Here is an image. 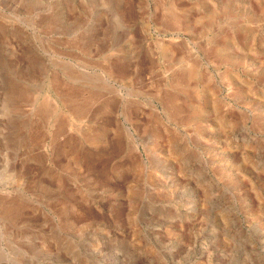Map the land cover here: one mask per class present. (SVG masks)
I'll return each mask as SVG.
<instances>
[{
	"label": "rangeland",
	"instance_id": "obj_1",
	"mask_svg": "<svg viewBox=\"0 0 264 264\" xmlns=\"http://www.w3.org/2000/svg\"><path fill=\"white\" fill-rule=\"evenodd\" d=\"M188 1L203 25L192 34L165 29L162 5L152 0H123L141 18L114 33L106 51L112 61L139 64L146 78L138 95L118 87L124 103L144 110L148 127L136 137L147 150L130 163L124 146L101 136L93 178H76L51 147L10 141L12 122L32 106L25 100L14 112L4 92L24 49L49 71L60 61L49 47L83 56L80 41L97 24L114 25L116 0H0V197L13 216L8 231L0 218V264H264V0ZM159 43H189L185 59L202 80L190 83L211 91L194 97L174 89L165 79L179 68L159 59ZM146 46L152 66L141 61ZM158 87L162 95L176 91L182 106L170 138L165 124L149 122L151 100L162 110ZM41 126L43 136L48 124Z\"/></svg>",
	"mask_w": 264,
	"mask_h": 264
},
{
	"label": "bare ground",
	"instance_id": "obj_2",
	"mask_svg": "<svg viewBox=\"0 0 264 264\" xmlns=\"http://www.w3.org/2000/svg\"><path fill=\"white\" fill-rule=\"evenodd\" d=\"M152 1L155 5H162L161 8L164 13L160 21L165 29L175 33L183 31V33L192 34L196 30L193 28H202V19L192 14L193 4L187 3L189 2L188 0ZM112 9L113 15L111 18H113L112 22H114V25L107 24L103 27L97 24L93 35L89 36L88 41H80L81 51H85L83 56L67 53L68 56L63 57L61 54V56L57 54L58 50L55 51L51 49L52 47H49L47 52L50 53L48 55H53V57L60 60L56 64L57 67L51 69V71L47 70L44 66L42 67V60L40 62L36 56H31L24 49L21 56L16 57L15 62L11 63L13 65L10 72L12 73V78L9 80L10 82L7 84L4 92L5 96H7V101H9L10 109L14 112L20 114L23 111L21 109L25 100H29L30 106H32V113L30 115L23 114L12 122L16 135L12 136L11 139V135L14 134L12 130L9 136L10 141L18 142L23 147H51L55 152V158L59 165H66L68 167L74 165V168H71V174L76 178H93L92 170L94 168L92 169L91 166L96 161L94 148L100 143L101 136H104L107 142L117 150L124 146L126 149L125 161L130 163L143 161L144 150H147L145 146L144 149L141 148V143L137 139L138 136L136 137V134H140V132L145 131L148 127L147 122L141 123V116L144 114V110L139 109L138 106H130L124 103L122 91L118 87L120 82V84H123L122 87L126 86L129 93L138 95L143 88L145 89L146 78L139 75L137 69L139 64L138 66H133L129 63L112 61L108 56L109 53H107L109 50L107 49L108 51H106L109 38L114 33L117 34L128 29L131 30L132 20H139L141 15L138 9L135 10L131 5L126 6L123 0H116ZM48 21L50 24L53 23L52 20L48 19ZM147 29H149V26ZM147 32L148 36H152L151 31L148 30ZM59 43L63 44L61 40ZM73 45L71 44L70 46H76V44ZM86 45H94L96 51L94 52L90 47L87 48ZM158 45L161 49L159 59L167 61L168 70L175 65L179 68V72H173V74L171 72V76L168 77L166 75L165 79L174 89L182 87L183 90L188 91L194 97H199L202 91H211L210 86L207 85L208 83L205 85L204 90L200 89L197 85L192 86L190 83L193 79L200 80V74L196 64L194 62L189 63L185 59V52L189 43L176 44L174 47L165 45L164 43H159ZM207 53H209L208 50ZM95 56H98V59L96 58L94 61L93 58ZM141 61L149 66L154 64L155 58L151 54L150 46L145 49ZM75 68L78 71H75ZM80 72H84V75ZM90 74H94L95 76L91 77L89 76ZM41 81L43 84L40 85ZM200 83H202V80H200ZM45 86H48V89L44 91ZM158 86L160 87L161 85ZM159 87L156 95L162 110H160L161 108L159 109L156 102L151 100V118L149 122L165 124L164 133L170 138L171 123L182 112V106L178 103L179 95H177L176 91L165 92L162 95ZM194 109L192 117L197 116L200 110L196 107ZM34 113L38 116V118L36 116V121H32L31 118ZM165 117L168 123L164 122ZM44 124H48V129L43 136H40V126ZM27 129H31V132H27L29 135L26 134L23 137L22 132ZM153 135L156 140L161 139L163 136L158 133ZM43 142L44 145L42 144ZM85 165L87 166L84 167ZM11 211L8 202L0 197V218L3 221V228L7 231L13 218Z\"/></svg>",
	"mask_w": 264,
	"mask_h": 264
}]
</instances>
